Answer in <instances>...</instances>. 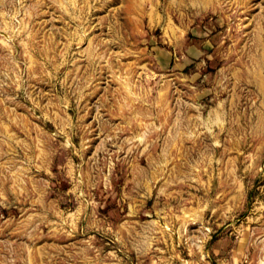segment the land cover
<instances>
[{
    "label": "rangeland",
    "instance_id": "rangeland-1",
    "mask_svg": "<svg viewBox=\"0 0 264 264\" xmlns=\"http://www.w3.org/2000/svg\"><path fill=\"white\" fill-rule=\"evenodd\" d=\"M0 264H264V0H0Z\"/></svg>",
    "mask_w": 264,
    "mask_h": 264
},
{
    "label": "bare ground",
    "instance_id": "bare-ground-1",
    "mask_svg": "<svg viewBox=\"0 0 264 264\" xmlns=\"http://www.w3.org/2000/svg\"><path fill=\"white\" fill-rule=\"evenodd\" d=\"M6 27V26H5ZM2 41V40H1ZM4 44H5V42H4Z\"/></svg>",
    "mask_w": 264,
    "mask_h": 264
}]
</instances>
